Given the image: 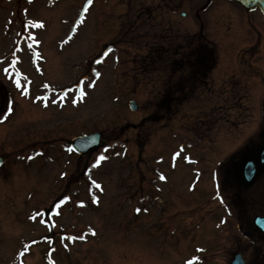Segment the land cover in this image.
<instances>
[{"label": "rangeland", "instance_id": "obj_1", "mask_svg": "<svg viewBox=\"0 0 264 264\" xmlns=\"http://www.w3.org/2000/svg\"><path fill=\"white\" fill-rule=\"evenodd\" d=\"M140 1L0 0V264L252 262L234 225L264 195L230 201L218 165L264 146V18ZM200 27L217 64L198 91ZM93 131L100 148L75 155L71 138ZM245 193H264V170Z\"/></svg>", "mask_w": 264, "mask_h": 264}, {"label": "water", "instance_id": "obj_2", "mask_svg": "<svg viewBox=\"0 0 264 264\" xmlns=\"http://www.w3.org/2000/svg\"><path fill=\"white\" fill-rule=\"evenodd\" d=\"M234 1L240 4L243 8L248 11H253L256 8L259 9L261 14L264 16V0H228ZM129 108L131 111L136 109V105L134 102L129 103ZM100 135L99 134H92L88 136H81L72 139L71 147L78 153V154H85L89 150L97 147L99 145ZM2 160L0 159V162ZM257 162L259 164V168L264 166V148H260L258 152ZM255 173V165L252 162L245 161L240 167V178L243 181L244 185H248L254 177ZM253 225L262 233H264V217H255L253 219ZM231 264H244L243 260L240 258L239 255H236L234 260Z\"/></svg>", "mask_w": 264, "mask_h": 264}, {"label": "flooded vegetation", "instance_id": "obj_3", "mask_svg": "<svg viewBox=\"0 0 264 264\" xmlns=\"http://www.w3.org/2000/svg\"><path fill=\"white\" fill-rule=\"evenodd\" d=\"M7 1H10V2H12V1H16V0H7ZM168 5H169V3H168ZM141 6V8H143L144 7V4H141L140 5ZM200 29H201V27H200ZM197 38L199 37V35H200V39L199 40H201V39H205L203 42L201 41L200 42V44H199V47H198V51H197V53L198 54H204L205 55V57L204 58H206L205 59V61L206 62H210L211 60H213V59H210V56H209V54H212V56H213V51L212 50H209L208 49V46H206L205 44L207 43V39L205 38L206 36V34H205V32H203V29H201V30H199L198 32H197ZM205 34V35H204ZM201 35H203V36H201ZM187 35H185V37H186ZM190 36H192V35H190ZM203 37V38H202ZM40 39V38H39ZM39 39H37V36H35V35H33V34H29V35H27L26 36V42L29 44V46H32V47H34V45L35 44H38V46L42 43L41 42V40H39ZM17 42H19V41H17ZM20 43V42H19ZM161 48V47H160ZM165 48H167V47H165ZM159 51V50H158ZM157 51V52H158ZM157 52H155L156 53V55H157ZM174 53L175 52H173V55H174ZM191 54H192V52H190ZM186 54H188V53H186ZM191 57V56H190ZM203 57V56H202ZM214 58V57H213ZM189 59L190 58H188V61H187V63L189 64L188 66H190L191 64H192V62L191 61H189ZM215 59V58H214ZM18 64V61L13 57V58H11L10 59V65L12 66V67H14L15 65H17ZM31 64H32V62H31ZM30 66V65H29ZM192 66V65H191ZM190 66V67H191ZM33 67H35V64L33 63ZM30 68H31V66H30ZM32 69V68H31ZM209 69V72L207 73V76H209L210 75V72H212L211 70L213 69L212 68V66L210 67V68H208ZM7 70H9L8 68H6V67H4V68H2V71L3 72H6ZM13 75H14V79L16 80V79H18L19 78V75L18 74H16V73H13ZM191 76H192V78H193V73L191 74ZM206 76V77H207ZM196 78H198L197 76H196ZM199 79H201V75L199 76ZM25 85H26V92H27V94H29L30 93V90H31V86H30V82L29 81H27V82H25ZM198 91H200L199 89H198ZM194 92V91H193ZM193 92H191V93H193ZM197 95V93H193L192 95H190V96H192V97H194V96H196ZM91 133V132H90ZM255 158H256V154L255 155H253V157H251V158H249V160H251V161H255ZM239 169V168H238ZM239 177V176H238ZM237 185H238V188H233V189H230L229 191H228V195L227 196H229V200L231 201L232 199H235L236 201L237 200H239V198H241L242 197V195L243 194H248V193H244V190L239 186V183H237ZM239 187H240V189H239ZM245 195V196H246ZM255 196V195H254ZM252 197H253V195H252ZM236 228L237 229H239V226L238 225H236ZM246 264H249L247 261H246Z\"/></svg>", "mask_w": 264, "mask_h": 264}, {"label": "trees", "instance_id": "obj_4", "mask_svg": "<svg viewBox=\"0 0 264 264\" xmlns=\"http://www.w3.org/2000/svg\"><path fill=\"white\" fill-rule=\"evenodd\" d=\"M209 56H210V59H213V60H211L210 62H206L205 61V59L206 58H204L205 57V55L203 54V57H201V56H198V58H195V60H196V64H197V66L196 67H191V69H193L194 68V73H193V77H198L197 78V83H196V85H198V83H203L204 82V78L207 76V73L209 72V69L208 68H210L213 64H214V62H215V59L213 58V56L211 55V54H209ZM155 59H156V54H155ZM157 61V60H156ZM184 61V60H183ZM184 64V63H183ZM192 66H194V65H192ZM201 75V77H202V79H199V76ZM188 76V75H187ZM169 97L170 96H172L171 94L170 95H168Z\"/></svg>", "mask_w": 264, "mask_h": 264}, {"label": "snow or ice", "instance_id": "obj_5", "mask_svg": "<svg viewBox=\"0 0 264 264\" xmlns=\"http://www.w3.org/2000/svg\"><path fill=\"white\" fill-rule=\"evenodd\" d=\"M89 2H91V0H89ZM41 26H42V25H41ZM100 159H101V160H103V159H104V157H103V156H101V157H100ZM161 179H163V177H161ZM97 187H99V185H97ZM137 211H139V209H138ZM189 264H192V262L190 261V262H189Z\"/></svg>", "mask_w": 264, "mask_h": 264}]
</instances>
